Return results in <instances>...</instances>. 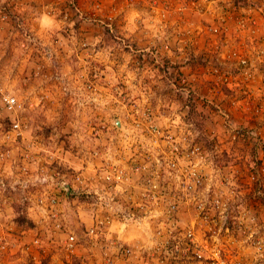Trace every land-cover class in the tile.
I'll return each instance as SVG.
<instances>
[{
  "label": "rangeland",
  "instance_id": "374dc122",
  "mask_svg": "<svg viewBox=\"0 0 264 264\" xmlns=\"http://www.w3.org/2000/svg\"><path fill=\"white\" fill-rule=\"evenodd\" d=\"M0 84V264H264L262 0H0Z\"/></svg>",
  "mask_w": 264,
  "mask_h": 264
},
{
  "label": "built area",
  "instance_id": "2783aa9c",
  "mask_svg": "<svg viewBox=\"0 0 264 264\" xmlns=\"http://www.w3.org/2000/svg\"><path fill=\"white\" fill-rule=\"evenodd\" d=\"M263 4H264V0H262ZM0 100L3 102L4 104V109L7 110V112H11L12 114H16L21 108H22V104L21 102L18 100V98L16 96H13L11 94H8L6 91H4V88L1 86L0 84ZM20 123L18 121H13V128L15 130L20 129ZM172 172H176L177 170H179V167L177 166V163L172 162ZM176 176H180V175H176ZM185 177H187L188 179H192L195 182H200L201 178L198 174V170L196 169V167H187L186 169V175ZM117 178L118 179H123L124 178V173L123 172H118L117 173ZM189 181H186V183H188ZM142 197L143 200H159V198H163L165 197L164 193L163 195L160 194V191L157 190L155 184H153L152 182H150V184H148L147 187H145L143 189L142 192ZM145 198V199H144ZM58 203V200L56 198H52L49 203H47V205L50 204V206L52 207V217H54V219H56L57 221L55 222V226L56 228H60L61 224L58 221V216L56 214V210L53 209L56 204ZM94 228H92V231L94 232ZM78 239L76 238L75 235H70L68 241L66 242V247L71 250L72 248H74V246L76 245ZM37 242V240L35 241ZM264 242V241H263ZM3 247H6V243H3Z\"/></svg>",
  "mask_w": 264,
  "mask_h": 264
},
{
  "label": "crops",
  "instance_id": "0c3cea01",
  "mask_svg": "<svg viewBox=\"0 0 264 264\" xmlns=\"http://www.w3.org/2000/svg\"><path fill=\"white\" fill-rule=\"evenodd\" d=\"M136 173L137 172H131V174L132 175H136ZM129 176V175H128ZM130 177H128V178H126V184H124V189L122 190V194H120L121 196H125L126 198H129V199H132L133 200V202L136 204V205H140V206H146L147 205V202H145L146 200H144L143 201V197H142V192H143V189H144V187H139V185H136L135 187V189H132L131 188V186L132 185H134V183L137 181L136 179L137 178H132L131 180L133 181H135V182H131L130 180ZM107 182H108V180H107ZM127 183H128V186H127ZM129 183H131V184H129ZM138 184H140V183H138ZM70 185V184H69ZM66 187H67V184H66ZM73 187H74V190H75V184L73 185H70V188L71 189H73ZM120 188V184L117 186V188ZM139 187V188H138ZM65 188V187H64ZM55 190H57V189H55ZM66 190L67 191H69L68 190V188H66ZM73 192H75V191H73ZM4 196V195H3ZM124 197V198H125ZM1 200L3 201V202H1L0 204L1 205H4L5 204V206H6V204H7V208H6V210H4L2 213L0 212V228L2 227V226H6L7 225V217H5L4 216V213L6 212V213H8L9 211H11L12 210V208H10V207H8V204H10V198H8V197H3V198H1ZM131 201V200H130ZM61 202V201H60ZM59 201H58V203L56 204V206H58V210H60L61 211V207H63L62 206V204L60 203ZM132 205V204H131ZM10 206V205H9ZM38 206H40L39 204H38ZM55 206V207H56ZM59 206H60V208H59ZM120 206H122V205H120ZM40 207H42L43 208V206H40ZM120 209H122V208H120ZM57 210V211H58ZM45 213H46V217H48L49 216V214L45 211ZM151 215H147V216H141L140 217V221L141 222H147V220H148V217H150ZM50 217V216H49ZM61 217H64V215L62 214V216ZM84 219H85V217H84ZM2 230V229H1ZM28 232V233H27ZM8 233V232H7ZM25 233H27V235L26 236H23V237H21V243H24V241H31V235L34 233V231H31V229L29 230V231H27V230H24V231H22V234L21 235H25ZM10 234V233H9ZM13 235V234H12ZM18 239H19V237H18ZM28 239V240H27ZM45 239V238H44ZM43 242V244L45 245L46 244V242L45 241H42ZM21 245V244H20ZM19 245V246H20ZM17 250V246H15L11 251V254H14L15 253V251ZM56 264H63V262L61 261V260H59Z\"/></svg>",
  "mask_w": 264,
  "mask_h": 264
},
{
  "label": "water",
  "instance_id": "95a60500",
  "mask_svg": "<svg viewBox=\"0 0 264 264\" xmlns=\"http://www.w3.org/2000/svg\"><path fill=\"white\" fill-rule=\"evenodd\" d=\"M116 124H117L118 127H120V128L122 127V123H121V121L119 119L116 121ZM67 188L69 189L70 193L73 192V190H71V188H70V185H67Z\"/></svg>",
  "mask_w": 264,
  "mask_h": 264
},
{
  "label": "clouds",
  "instance_id": "9594fccd",
  "mask_svg": "<svg viewBox=\"0 0 264 264\" xmlns=\"http://www.w3.org/2000/svg\"><path fill=\"white\" fill-rule=\"evenodd\" d=\"M45 20H46V18H45Z\"/></svg>",
  "mask_w": 264,
  "mask_h": 264
}]
</instances>
